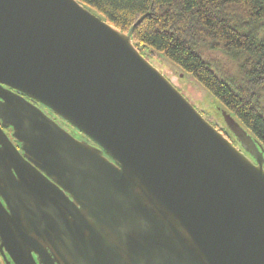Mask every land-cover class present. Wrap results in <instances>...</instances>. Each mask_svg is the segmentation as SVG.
I'll return each mask as SVG.
<instances>
[{"label":"water","instance_id":"1","mask_svg":"<svg viewBox=\"0 0 264 264\" xmlns=\"http://www.w3.org/2000/svg\"><path fill=\"white\" fill-rule=\"evenodd\" d=\"M222 115L238 144L78 0H0L4 264H264V148Z\"/></svg>","mask_w":264,"mask_h":264},{"label":"trees","instance_id":"2","mask_svg":"<svg viewBox=\"0 0 264 264\" xmlns=\"http://www.w3.org/2000/svg\"><path fill=\"white\" fill-rule=\"evenodd\" d=\"M78 1L191 75L264 148V0Z\"/></svg>","mask_w":264,"mask_h":264},{"label":"rangeland","instance_id":"3","mask_svg":"<svg viewBox=\"0 0 264 264\" xmlns=\"http://www.w3.org/2000/svg\"><path fill=\"white\" fill-rule=\"evenodd\" d=\"M149 61L159 68L192 104L201 110L208 120L212 121L219 129H223L230 138L235 140L234 135L231 134L226 126L222 115V108L218 106L213 96L199 85L191 75L181 71L177 66L155 53L150 57ZM0 264H4L1 255Z\"/></svg>","mask_w":264,"mask_h":264},{"label":"flooded vegetation","instance_id":"4","mask_svg":"<svg viewBox=\"0 0 264 264\" xmlns=\"http://www.w3.org/2000/svg\"><path fill=\"white\" fill-rule=\"evenodd\" d=\"M38 105L42 108L43 111H45L50 117H52L53 119H55L63 128H65L67 131H69L72 135H74L78 139H83L85 141H89V142L92 143V141L89 140L88 137H86L85 135H83L80 131H78L76 128H74L72 125H70L67 121H65L61 117L55 115L50 109H48L47 107H45V106H43L41 104H38ZM3 130L7 134V136L9 137V139L13 142V144L19 149V151L22 152L21 149H20V143L12 136V128L10 126H8V127L3 128ZM232 140L237 143V140L236 139L235 140L232 139Z\"/></svg>","mask_w":264,"mask_h":264}]
</instances>
